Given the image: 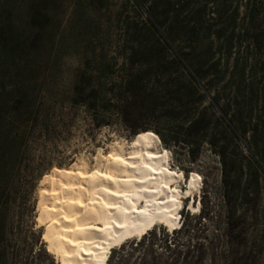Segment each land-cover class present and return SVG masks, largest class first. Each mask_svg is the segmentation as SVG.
Instances as JSON below:
<instances>
[{"label":"trees","instance_id":"16d2710c","mask_svg":"<svg viewBox=\"0 0 264 264\" xmlns=\"http://www.w3.org/2000/svg\"><path fill=\"white\" fill-rule=\"evenodd\" d=\"M134 2L145 8L147 29L136 26L129 34L127 28L120 70L82 68L64 94L94 128L119 123L128 137L151 130L166 147L184 152L189 163L209 147L224 167L229 203L234 186L226 178L235 173L236 149L244 146L249 152L256 181L264 175V0ZM3 36L8 38L4 28ZM35 53L30 50L27 57L33 60ZM10 71L17 81L6 84L0 78V264H55L37 240L29 244L6 236L9 228L32 222L34 193L45 170L31 161L28 145L58 135L56 127L46 125L56 108L47 107L41 94L58 96L62 90L58 84L18 80L32 75L34 64H14ZM182 230L183 225L163 230L159 238L146 232L138 242L112 249L107 264L114 256L113 264H206L207 249L209 264L219 262L216 243L179 237ZM225 237L231 246L230 234ZM221 256L233 263L231 248Z\"/></svg>","mask_w":264,"mask_h":264},{"label":"rangeland","instance_id":"374dc122","mask_svg":"<svg viewBox=\"0 0 264 264\" xmlns=\"http://www.w3.org/2000/svg\"><path fill=\"white\" fill-rule=\"evenodd\" d=\"M144 11L145 8L140 9L134 0H0V31L4 28L8 37H0V78H5L6 84H10L17 81L15 73L10 71L14 64L24 67L34 64L36 71L18 80L30 78L58 84L62 90L58 96L49 92L41 94L47 107L56 108V117L49 118L46 125L56 127L58 135L32 139L28 145L31 161L45 170L41 179L53 167L65 168L82 158L91 161L96 153H106L114 141L129 143L133 139L134 136L128 137L126 128L119 123L94 128L83 109L77 111L70 106L64 91L68 90L74 76L82 68L109 66L119 71L126 57L124 39L127 28H130L129 34L136 26L147 29ZM30 50L36 52L33 60L27 57ZM90 134H93V139ZM158 144L161 150L169 153V168L184 175L179 182L181 191H186L190 174H198L202 180L201 194L196 195V205L201 201L199 210L191 211L188 206L194 201L183 199L187 206L180 211L181 221L178 227L175 226L178 229L183 225L179 237L197 236L195 240L204 245L211 241L216 243L217 264H264V175L260 173L256 181L254 164L246 148L241 146L235 151V173L226 178L227 184L234 186V191L228 193L227 203L224 198L227 190L224 167L209 147L204 146L198 159L189 163L184 152L173 151L161 140ZM262 147L264 151V145ZM262 161L264 163V155ZM41 179L34 193L32 222L29 226L24 221L9 228L8 240L23 237L29 244L37 240L38 246L40 244L45 248L41 240L43 227L36 229L37 191ZM248 184L250 189L246 195L245 187ZM206 213L209 215L205 220L201 215ZM163 230L167 233L172 231L163 225H156L147 232H155L159 238V232ZM228 233L233 240L231 246L225 237ZM143 235L122 243L138 242ZM145 239L147 243L150 235H146ZM229 248L233 253V263L224 261L221 256H225ZM209 253L211 251L207 249L206 264H209ZM48 254L54 259L53 255ZM115 259L114 256L112 264Z\"/></svg>","mask_w":264,"mask_h":264},{"label":"bare ground","instance_id":"6f19581e","mask_svg":"<svg viewBox=\"0 0 264 264\" xmlns=\"http://www.w3.org/2000/svg\"><path fill=\"white\" fill-rule=\"evenodd\" d=\"M159 142L156 133L141 131L129 143L114 141L91 161L53 167L42 177L36 229L43 227L41 240L56 263L107 264L113 248L154 224L177 229L183 199L194 201L191 211L199 210L201 177L190 174L181 191L184 175L169 168V153Z\"/></svg>","mask_w":264,"mask_h":264},{"label":"snow or ice","instance_id":"6c2138e0","mask_svg":"<svg viewBox=\"0 0 264 264\" xmlns=\"http://www.w3.org/2000/svg\"><path fill=\"white\" fill-rule=\"evenodd\" d=\"M105 191H107V189Z\"/></svg>","mask_w":264,"mask_h":264}]
</instances>
